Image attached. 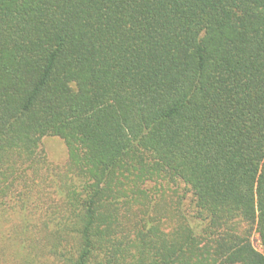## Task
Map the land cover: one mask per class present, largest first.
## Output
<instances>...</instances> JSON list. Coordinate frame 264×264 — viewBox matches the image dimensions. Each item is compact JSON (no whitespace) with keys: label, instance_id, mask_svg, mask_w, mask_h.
I'll use <instances>...</instances> for the list:
<instances>
[{"label":"trees","instance_id":"16d2710c","mask_svg":"<svg viewBox=\"0 0 264 264\" xmlns=\"http://www.w3.org/2000/svg\"><path fill=\"white\" fill-rule=\"evenodd\" d=\"M0 264H264V0H0Z\"/></svg>","mask_w":264,"mask_h":264},{"label":"rangeland","instance_id":"374dc122","mask_svg":"<svg viewBox=\"0 0 264 264\" xmlns=\"http://www.w3.org/2000/svg\"><path fill=\"white\" fill-rule=\"evenodd\" d=\"M45 151L50 160L54 163L63 164L66 160V149L62 141L58 138H48L44 140ZM253 246L260 250L259 240L257 235H252Z\"/></svg>","mask_w":264,"mask_h":264}]
</instances>
